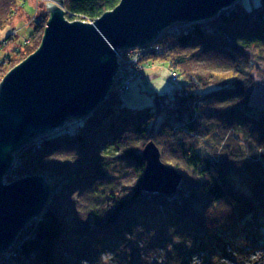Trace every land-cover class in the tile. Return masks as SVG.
Here are the masks:
<instances>
[{
    "label": "trees",
    "instance_id": "16d2710c",
    "mask_svg": "<svg viewBox=\"0 0 264 264\" xmlns=\"http://www.w3.org/2000/svg\"><path fill=\"white\" fill-rule=\"evenodd\" d=\"M119 2L64 0L65 18L94 22ZM20 3L0 0V31ZM46 22L42 12L29 39L42 38ZM27 47L5 56L0 72ZM133 51L135 64L124 63L89 116L14 155L5 180L36 175L51 191L0 264H105L102 253L114 264H157L161 249L163 264H218L264 250V0H236L212 19L174 24ZM154 60L181 84L126 99ZM149 142L181 177L173 194L141 188Z\"/></svg>",
    "mask_w": 264,
    "mask_h": 264
},
{
    "label": "water",
    "instance_id": "95a60500",
    "mask_svg": "<svg viewBox=\"0 0 264 264\" xmlns=\"http://www.w3.org/2000/svg\"><path fill=\"white\" fill-rule=\"evenodd\" d=\"M48 1L40 46L0 82V258L41 215L51 191L36 175L5 183L14 155L100 106L118 71V51L142 48L174 24L212 19L236 0H120L89 23L67 20L64 0ZM142 160L144 192H176L181 177L152 142Z\"/></svg>",
    "mask_w": 264,
    "mask_h": 264
},
{
    "label": "rangeland",
    "instance_id": "374dc122",
    "mask_svg": "<svg viewBox=\"0 0 264 264\" xmlns=\"http://www.w3.org/2000/svg\"><path fill=\"white\" fill-rule=\"evenodd\" d=\"M45 1L51 2L48 0H21V3L18 6L19 11L0 31V62H3L5 60L6 58L5 56L11 55L13 50L15 49L22 50L24 45H27L28 47L25 51V54L21 56L23 60L26 59V58L24 59V57H26L28 53L31 52L32 54L38 49L42 39L41 36L38 34L33 39H29V37L32 34V31L34 30L33 29L34 21L42 14V12L46 13L47 21H48L49 15L47 13V6ZM52 3L54 4L55 2ZM72 21L84 22L85 20L76 17L73 20H71V22ZM10 35L11 37L9 38ZM132 52H134L133 49L122 50L119 52L117 56V63L119 65V68H123L125 65L124 63L127 62L128 59L134 62L133 58L130 55ZM144 68L145 70L143 71V76L133 81L128 93L125 94L126 99L129 100L132 99L134 101L147 100L148 98L147 93L155 92L164 95L166 92H169L170 90L181 84V80L175 73L174 69L168 68V66L166 64H163L161 61H155V60L149 61V66ZM10 70L7 69L4 72H0V82ZM263 93H264V89L261 92V94ZM263 98H264V94H263ZM5 183H9V182L6 180ZM154 235L155 234H152L153 238ZM139 236L141 237V234ZM159 247L160 246L158 245V243L155 242L153 248L157 250ZM158 252L159 254H157L156 257H159L160 259H153V260L157 264H163L162 262L163 259L162 257H160L161 255L163 256L162 249L158 250ZM201 256L202 253H196L194 255V262L199 263L200 260L199 258ZM230 258L231 257H225L218 264H264V250L257 251L252 255H249L247 259L233 260L232 257L231 260ZM99 259L101 261H104L105 264H114L113 261L108 260L107 254L102 253ZM81 264H93V263L85 261L82 262Z\"/></svg>",
    "mask_w": 264,
    "mask_h": 264
},
{
    "label": "built area",
    "instance_id": "2783aa9c",
    "mask_svg": "<svg viewBox=\"0 0 264 264\" xmlns=\"http://www.w3.org/2000/svg\"><path fill=\"white\" fill-rule=\"evenodd\" d=\"M133 60H134V62H132L130 59H128V61L125 62V63H127V64H129V65H134L135 62H136V58L133 57ZM126 70H127V68H126L125 66H124L123 68H119V66H118V71H117V73H119L120 71L123 73V72H125ZM122 90H124V88H122Z\"/></svg>",
    "mask_w": 264,
    "mask_h": 264
},
{
    "label": "bare ground",
    "instance_id": "6f19581e",
    "mask_svg": "<svg viewBox=\"0 0 264 264\" xmlns=\"http://www.w3.org/2000/svg\"><path fill=\"white\" fill-rule=\"evenodd\" d=\"M84 22H85V21H84ZM86 22H87V23H89V21H86ZM10 37H11V35L9 36V38H10ZM119 52H120V51H118V53H117V54H119Z\"/></svg>",
    "mask_w": 264,
    "mask_h": 264
}]
</instances>
